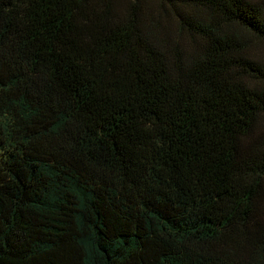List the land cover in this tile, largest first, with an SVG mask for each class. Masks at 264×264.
Segmentation results:
<instances>
[{"label":"trees","instance_id":"16d2710c","mask_svg":"<svg viewBox=\"0 0 264 264\" xmlns=\"http://www.w3.org/2000/svg\"><path fill=\"white\" fill-rule=\"evenodd\" d=\"M144 1L0 0V264H264V0Z\"/></svg>","mask_w":264,"mask_h":264},{"label":"rangeland","instance_id":"374dc122","mask_svg":"<svg viewBox=\"0 0 264 264\" xmlns=\"http://www.w3.org/2000/svg\"><path fill=\"white\" fill-rule=\"evenodd\" d=\"M145 11L149 10V11H153L155 14L157 13L160 17V20L162 23H165V25L167 24L168 26H173V18L170 12L167 13H160L159 9L157 8V0H145ZM171 30V29H170ZM173 33H175L173 31ZM176 34V33H175ZM170 38H173V34H169ZM176 38H180L182 41H184L185 36L184 34L181 35H177L176 34ZM257 129L258 130H264V114L260 115L258 118V122H257ZM258 211L264 215V196L260 199L259 201V205H258Z\"/></svg>","mask_w":264,"mask_h":264}]
</instances>
